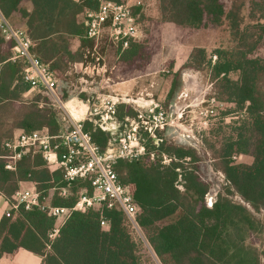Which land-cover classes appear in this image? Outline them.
Listing matches in <instances>:
<instances>
[{
    "label": "trees",
    "instance_id": "1",
    "mask_svg": "<svg viewBox=\"0 0 264 264\" xmlns=\"http://www.w3.org/2000/svg\"><path fill=\"white\" fill-rule=\"evenodd\" d=\"M23 1L30 3V10L20 6ZM98 5L99 0H0V10L10 21L15 12L24 19L32 50L43 62L50 61V69L63 82L64 98L73 77L65 75L73 59L69 38L79 37L92 47L84 18ZM138 10L133 14L140 28ZM159 12L161 21L182 27L225 25L233 41L229 48L215 50L211 72L217 100L234 103L242 115L226 124L228 133L208 147L213 169L221 171L225 181L212 204L206 202L212 184L201 175L199 149L173 143L160 133L155 142L145 131V152L114 165L118 181L128 186L138 206L136 225L116 204L98 203L75 209L51 238L55 218L38 208H14L15 191L30 182L51 204L71 207L83 189L91 194L92 186L90 179H78L62 195V168L49 164L38 150L22 155L14 169L5 168L4 141L15 136L14 129L55 135L64 122L53 106H38L40 95L23 99L29 87L22 77L23 64L12 59L13 41L0 33V125L4 111L13 110L16 103L22 109L13 110L12 127L0 133V195L10 205L0 218V257L24 248L40 255L41 264H155L142 253L147 243L161 264H261V253L249 238L264 235V218L259 216L264 213V55L255 54L264 35V0H230L228 7L224 0H159ZM143 44L132 40L122 61L136 66L147 48ZM205 59L202 48L191 53L195 66ZM126 118L139 121V112L129 103H119L113 119ZM96 120L98 116L90 115L84 129L104 151L112 137ZM239 155H249L252 161H235Z\"/></svg>",
    "mask_w": 264,
    "mask_h": 264
},
{
    "label": "built area",
    "instance_id": "2",
    "mask_svg": "<svg viewBox=\"0 0 264 264\" xmlns=\"http://www.w3.org/2000/svg\"><path fill=\"white\" fill-rule=\"evenodd\" d=\"M84 24L85 35L93 41V46L85 49L83 74H90L88 72L90 70L92 74L100 76V79L96 81L92 78V74L89 79L79 77L78 82L69 83L67 96L64 98L63 84L60 83L62 80L55 77L49 64L43 62L32 50V40L25 28L13 25L0 10V33L6 39L13 41L12 59H17L23 64L22 77L29 86L27 93L31 95L27 101L33 100V94L40 95L37 101L38 106L42 107L48 103L59 109L64 122L63 129L55 135L43 134L39 131L19 132L13 138L6 139L4 147L8 153L1 156L6 159L5 168L14 169L15 162L22 155L29 150H38L49 164L62 168L65 183L59 187L62 195H65L67 187L78 179H90L92 186V193L89 194L86 189H83L78 200L71 207L51 204L43 192L35 187L19 188L15 191L14 208L19 206L26 210L38 208L45 211L48 216L55 218V225L49 232L51 238L57 235L60 226L75 209L91 207L98 203H106L108 206L116 204L123 210L130 222L136 225L135 217L138 206L128 186L118 181L114 165L119 159L138 158L144 153V147L138 145L133 128L132 132L122 131L116 146L100 151L91 134L84 129V121L90 115L96 114L98 108H101L98 124L106 130L110 127L103 124H106L114 114L116 103L128 102L124 100L123 94H113L116 99L111 97L112 94H108L115 92L109 87V84L113 82L110 75L113 67L107 64L106 54L99 50L100 39L106 36L107 45L124 50L132 40L140 36L141 31L129 0L119 3L112 0H99L96 10L86 12ZM72 72H77L74 67L72 71L67 70L65 75H73ZM105 88H108V92H103ZM81 94L87 96L94 94L93 102L91 103L89 97L81 98ZM70 98H79L88 106L95 105L94 110L96 111L93 112L89 108L86 117H75L68 109L67 100ZM133 138L136 140L135 145H132ZM215 195L216 193L209 198L208 206L212 204ZM101 224L106 223L102 221ZM156 263L161 264L158 259Z\"/></svg>",
    "mask_w": 264,
    "mask_h": 264
},
{
    "label": "rangeland",
    "instance_id": "3",
    "mask_svg": "<svg viewBox=\"0 0 264 264\" xmlns=\"http://www.w3.org/2000/svg\"><path fill=\"white\" fill-rule=\"evenodd\" d=\"M129 1L133 10L136 7L139 8L137 14L139 15L141 33L137 39H141L144 42L143 45H146L147 48L142 53L141 60L136 62V66H131L124 63L121 59L123 49L107 45L106 36L100 39L99 50L106 54L107 64L113 67L110 75L114 81L112 87L115 88V92H109L108 94L143 95L151 99L152 103L147 106H138L133 102H126L139 112V121L128 118L123 122L117 121V119H113L112 115L107 123L103 124L110 127L106 129L112 137L108 147L116 146L123 130L132 132L134 128V136L138 141V145H143L144 152L146 137H143L142 133L145 131L154 138L155 142L158 140L156 138L157 133H160L161 136L173 143H180L199 149L197 154L201 158V175L212 184L207 194L206 202L208 203L209 198L213 197L220 186L225 183L223 173L213 169V159L210 157L208 147L209 145H216L215 142H217L218 138L224 136V133H228L230 128L229 126L226 127V124H231L232 121L241 118L240 116L242 115V110H238L234 103L217 100L211 72L212 64L217 59L215 50L227 49L233 45V41L225 25H209L200 28L182 27L161 21L159 0ZM229 1L224 0L227 7ZM14 18L11 19V22L17 26ZM247 21H245V24H247ZM261 22L264 21L261 20ZM195 48H202L206 55V61L199 66H195L193 60H191V53ZM255 54L264 55V35ZM188 73L194 75L196 78L194 80L198 86V89L189 92V96L193 95L194 98H197L183 104L179 113H177L175 105L181 103L184 99L183 77H186ZM92 75V78L96 81L100 79V76ZM236 76L235 73L231 74L233 78H236ZM130 83L132 85L128 86ZM201 92V97H198ZM87 97L92 103L94 94ZM200 101L202 102L200 103ZM119 103L122 102H118L116 105ZM91 106L90 104L89 108L93 112L96 111L94 110L95 105ZM12 109L21 111V104L16 103ZM100 109L98 108L95 114L98 117L100 116ZM13 110L7 109L3 112L2 118L5 122L0 125V133L12 127L15 114ZM55 112L57 116H60L61 111L59 109H55ZM175 120L182 126L176 125ZM19 131L14 129L12 134L15 133L16 135ZM136 140L132 139V145H135ZM234 160L250 163L252 157L239 155ZM164 162H168V160L165 159ZM52 193L50 192L46 195L47 198H51ZM235 199H239V197ZM259 216L264 218V213ZM249 241L257 246L261 253V264H264V235L260 237L251 235ZM150 249L147 243H143L142 253L144 257L147 259L151 257L157 264V257Z\"/></svg>",
    "mask_w": 264,
    "mask_h": 264
},
{
    "label": "crops",
    "instance_id": "4",
    "mask_svg": "<svg viewBox=\"0 0 264 264\" xmlns=\"http://www.w3.org/2000/svg\"><path fill=\"white\" fill-rule=\"evenodd\" d=\"M20 6L26 8L27 10L31 9V5L27 1H23L20 4ZM12 18H14V22H16L15 24L17 26L25 27V21L21 17V15L19 14V12H15ZM86 46L88 47V45L85 44L84 41H82L79 37H70L69 38V49H70L71 56L73 57V59L71 61L67 62L68 64L65 67L66 68L65 71H67L69 69H71V71H72L73 67L77 71L75 73L72 72L73 73V75H72L73 77H72L71 80H69L70 84L72 82L73 83L74 82H78L79 77L87 78V79H89L91 77L92 71H90V70L88 71V72H90V74L89 73H88V75L83 74V72H84L83 71V56H84L85 49L87 48ZM46 63L50 64V61H47ZM190 72H192V71H190ZM192 73H194V72H192ZM192 73H191V75L193 76V78H195ZM189 74L190 73H188L187 76ZM187 76L183 77V84H184L183 85V95H184V99H183V101L181 103L175 105V110L180 109V107L183 106V104L189 102V100H195L197 98V97L194 98L193 95L189 96V92H192V91L196 90V88H191L192 87L191 84L189 85L188 93L187 94L185 93L186 92V87H187L186 83H188ZM197 80H198V78H197ZM190 81H192V79H190ZM60 83L63 84V82H60ZM113 85H114V81L112 82V84L111 83L109 84V87L111 89L115 90V88L112 87ZM131 85H132V83L128 84V86H131ZM107 90H108V88H105L103 91H107ZM183 95H182V98H183ZM30 96L31 95L28 94L27 91H26L23 94V99L27 100L28 97H30ZM32 96H34V94ZM123 97L132 99V101H130V102H133V103H135L138 106H144L145 105V104L137 103L136 100L138 98H136V96H129L128 94H123ZM140 97H143V98H145V100L148 101L147 97H145L143 95L140 96ZM198 97H200V95H198ZM67 101H68V109L75 117H80V116L81 117H86V115H88L89 106L86 105L85 103L81 102L79 100V98H72V99L70 98ZM26 187H34V186L30 182H24V183L21 184L20 188H26ZM9 208H10V205H9V202L6 199V197H4L3 195H0V218L4 214V212H6ZM41 262H42V257L40 255H38L36 253H33V252L29 251V250H26L24 248H18L14 252L8 253V254H4V255H2L0 257V264H41Z\"/></svg>",
    "mask_w": 264,
    "mask_h": 264
},
{
    "label": "bare ground",
    "instance_id": "5",
    "mask_svg": "<svg viewBox=\"0 0 264 264\" xmlns=\"http://www.w3.org/2000/svg\"><path fill=\"white\" fill-rule=\"evenodd\" d=\"M190 79H192V81H190ZM187 81H188V83H186V94L188 93V91H189V85L191 84V88H196V89H198V86H197V83L195 82V80H194V78H193V76L191 75V74H189L188 76H187ZM194 84V85H193ZM185 94V95H186ZM201 94H202V92L200 93V97H201ZM140 96H142V95H138V96H136V98H138L136 101H137V103H139V104H145L144 106H147V105H149V104H151L152 103V100L151 99H149L148 98V101L147 100H145V98H143V97H140ZM111 97H113L114 99H116V97H115V95H111ZM124 98V97H123ZM135 98V99H136ZM124 100L125 101H132V99H130V98H124ZM181 109V108H180ZM180 109L179 110H175L177 113H179V111H180ZM174 122V121H173ZM172 122V123H173ZM175 124L177 125H179V126H182L181 124H179V122L178 121H176L175 120ZM174 125V124H173ZM175 126V125H174ZM178 127V126H177ZM179 129V128H178ZM181 130V129H180ZM187 130V129H186Z\"/></svg>",
    "mask_w": 264,
    "mask_h": 264
}]
</instances>
